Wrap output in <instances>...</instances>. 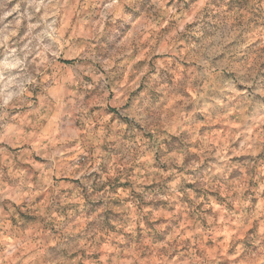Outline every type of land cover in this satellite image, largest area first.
I'll list each match as a JSON object with an SVG mask.
<instances>
[{
	"label": "clouds",
	"instance_id": "1",
	"mask_svg": "<svg viewBox=\"0 0 264 264\" xmlns=\"http://www.w3.org/2000/svg\"><path fill=\"white\" fill-rule=\"evenodd\" d=\"M0 264H264V0H0Z\"/></svg>",
	"mask_w": 264,
	"mask_h": 264
}]
</instances>
